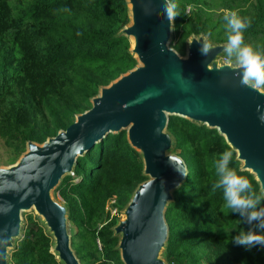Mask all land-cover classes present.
Returning a JSON list of instances; mask_svg holds the SVG:
<instances>
[{
  "label": "trees",
  "instance_id": "16d2710c",
  "mask_svg": "<svg viewBox=\"0 0 264 264\" xmlns=\"http://www.w3.org/2000/svg\"><path fill=\"white\" fill-rule=\"evenodd\" d=\"M173 48L185 53L191 35L225 43L223 15L248 17L245 40L264 45V0H175ZM67 9V10H65ZM130 21L126 0H0V138L11 150L8 164L26 142H44L91 107L101 86L132 69L137 60L120 30ZM166 131L187 168L165 208L167 264H264V247L232 242L244 228L213 189V160L222 151L257 193L254 175L240 169L236 152L216 128L169 115ZM141 154L126 130L107 133L78 156L72 173L54 191L67 208L70 245L80 264H123L113 227L139 183L146 180ZM115 214L106 209L107 203ZM51 234L37 215L23 220L9 250L10 264H61L51 251Z\"/></svg>",
  "mask_w": 264,
  "mask_h": 264
},
{
  "label": "water",
  "instance_id": "95a60500",
  "mask_svg": "<svg viewBox=\"0 0 264 264\" xmlns=\"http://www.w3.org/2000/svg\"><path fill=\"white\" fill-rule=\"evenodd\" d=\"M126 1L130 21L120 33L131 38L129 51L137 64L101 86L91 107L65 129L42 143L27 141L14 164L0 167V264H10L8 250L21 234V212L32 208L51 234L58 261L80 264L70 245L67 208L51 190L72 173L78 156L122 129L141 154L147 179L113 227L120 259L167 264L162 257L168 236L165 208L187 174L183 159L168 153L173 147L166 131L169 115L216 128L235 150L240 169L252 173L264 192V91L241 84L237 66L216 62L224 43L209 44L199 34L187 40L185 56L170 47L173 24L161 7L164 0ZM201 44H207V55L201 54Z\"/></svg>",
  "mask_w": 264,
  "mask_h": 264
},
{
  "label": "clouds",
  "instance_id": "9594fccd",
  "mask_svg": "<svg viewBox=\"0 0 264 264\" xmlns=\"http://www.w3.org/2000/svg\"><path fill=\"white\" fill-rule=\"evenodd\" d=\"M161 7L170 21L178 14L175 11V0H164ZM145 12L147 15L151 14L148 9ZM223 20V53L237 65L241 84H251L257 88L264 86V45L245 40V31L250 27V20L248 17H241L235 10H226ZM200 51L202 55H207V44H201ZM261 121L264 122V116ZM232 159L233 153L228 150L216 155L213 160L216 178L212 188L221 191L225 206L231 213L237 214L240 222L245 225L232 236V242L247 249L254 246L264 247V192L254 191L249 179L230 166ZM7 210L8 208L4 209Z\"/></svg>",
  "mask_w": 264,
  "mask_h": 264
},
{
  "label": "rangeland",
  "instance_id": "374dc122",
  "mask_svg": "<svg viewBox=\"0 0 264 264\" xmlns=\"http://www.w3.org/2000/svg\"><path fill=\"white\" fill-rule=\"evenodd\" d=\"M173 24V23H172ZM172 35H173V25H172ZM172 35H171V39L169 41V46L173 48V44H174V41L172 40ZM206 39H207V36H204ZM189 40V39H188ZM129 41L130 43L132 44V40L131 38H129ZM188 42V41H187ZM187 42H186V46H187ZM186 46H185V53H186ZM181 54L182 56H185L186 54ZM180 54V53H179ZM216 62H225V63H229L233 66H237L234 62V60L230 61L228 60L224 53H222L221 55H219L216 59ZM260 90L264 91V86H261L259 87ZM168 153H172V154H177L178 153V150H174V149H171ZM12 156V153H11V150L9 148L6 149V147L3 145V141L2 139L0 138V167H6V166H9L11 164H14L18 158L11 164H8L9 163V160ZM51 196L54 200L58 201L59 203L63 204V201L62 199L60 198V196H58V194L54 191V189L51 190ZM111 201V200H110ZM108 202L107 205H106V209L110 211V208L112 209L113 207L110 206L111 202ZM28 214H32V215H36V212L34 211V209H30V210H27V211H24V212H21V226L23 224V220L26 218V216ZM119 218H123V214L120 213L119 214ZM70 224L68 222V231H69V228H70ZM21 235V234H20ZM14 241V240H13ZM13 248V247H12ZM11 248V249H12ZM10 250V249H9ZM9 250H8V255H7V258L9 260ZM204 264H210V262L204 260L203 261ZM62 264V263H61Z\"/></svg>",
  "mask_w": 264,
  "mask_h": 264
},
{
  "label": "built area",
  "instance_id": "2783aa9c",
  "mask_svg": "<svg viewBox=\"0 0 264 264\" xmlns=\"http://www.w3.org/2000/svg\"><path fill=\"white\" fill-rule=\"evenodd\" d=\"M111 203H113L114 202V200L113 199H111V201H110ZM115 212H116V210H115V208H110V213L111 214H115Z\"/></svg>",
  "mask_w": 264,
  "mask_h": 264
}]
</instances>
